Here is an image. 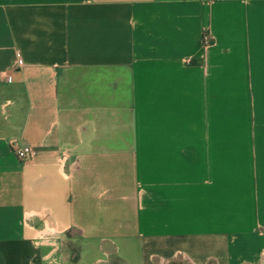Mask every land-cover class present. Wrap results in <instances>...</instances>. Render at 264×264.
I'll list each match as a JSON object with an SVG mask.
<instances>
[{"label": "crops", "instance_id": "crops-1", "mask_svg": "<svg viewBox=\"0 0 264 264\" xmlns=\"http://www.w3.org/2000/svg\"><path fill=\"white\" fill-rule=\"evenodd\" d=\"M0 264H264V0H0Z\"/></svg>", "mask_w": 264, "mask_h": 264}, {"label": "built area", "instance_id": "built-area-1", "mask_svg": "<svg viewBox=\"0 0 264 264\" xmlns=\"http://www.w3.org/2000/svg\"><path fill=\"white\" fill-rule=\"evenodd\" d=\"M18 62L19 64H22V60L19 54H18ZM13 151L15 156L22 161L32 158L34 156V152L29 146H25L22 148L15 147Z\"/></svg>", "mask_w": 264, "mask_h": 264}]
</instances>
